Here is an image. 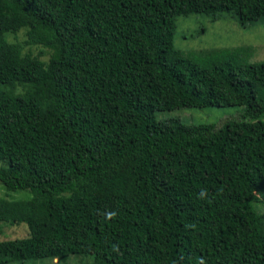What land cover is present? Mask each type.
<instances>
[{"label":"trees","instance_id":"trees-1","mask_svg":"<svg viewBox=\"0 0 264 264\" xmlns=\"http://www.w3.org/2000/svg\"><path fill=\"white\" fill-rule=\"evenodd\" d=\"M223 14L264 0H0V264H264V62L174 43Z\"/></svg>","mask_w":264,"mask_h":264},{"label":"rangeland","instance_id":"rangeland-1","mask_svg":"<svg viewBox=\"0 0 264 264\" xmlns=\"http://www.w3.org/2000/svg\"><path fill=\"white\" fill-rule=\"evenodd\" d=\"M176 35L174 43L177 49L182 52L200 51L204 49L227 47H250L252 55L248 58L250 63L264 62V19L242 28L238 24L234 15L223 14L217 22H210L206 16L193 15L189 17H179L176 20ZM205 27L206 31L201 32ZM14 35L9 34L8 38ZM18 94L22 90L17 86L13 88ZM240 107H224V108H206V109H180L170 111L171 116L181 118L187 124L202 123H221L232 116H236L240 112ZM7 157V156H5ZM3 159L0 158V167H2ZM8 197L12 200L28 199L31 195L26 191L8 192L3 184L0 183V198ZM6 226V227H4ZM28 232L26 225L22 226ZM25 236H16L12 229L7 225L0 223V240L3 237L10 239L23 238ZM57 260L50 262L27 261V262H11L8 264H57ZM65 264H84L78 258H70Z\"/></svg>","mask_w":264,"mask_h":264}]
</instances>
